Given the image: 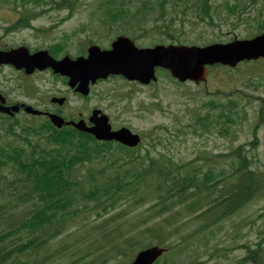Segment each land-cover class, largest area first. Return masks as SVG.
Returning <instances> with one entry per match:
<instances>
[{"label":"trees","instance_id":"trees-1","mask_svg":"<svg viewBox=\"0 0 264 264\" xmlns=\"http://www.w3.org/2000/svg\"><path fill=\"white\" fill-rule=\"evenodd\" d=\"M34 1L50 5V9H68L70 12L76 4L74 0ZM170 1L176 11L171 17L165 13L167 3ZM210 1L135 0V3L130 1L129 7H122L110 17L146 19L150 16L151 22L148 24L153 27V32L157 33L168 23L172 25L176 23L174 18L178 16L181 18L199 14V17L210 19L212 23L214 19L210 13L212 7ZM253 2V7L258 10L257 15L253 19L240 17L237 22L251 25L250 22L254 21L262 32L264 0ZM235 9L231 7L229 11L234 13ZM25 11L23 18L10 29L30 26L33 19L47 10ZM60 48L56 46L54 49L57 51ZM236 104L230 101L228 105L223 106L222 116L217 121L235 123L233 118L235 112L232 108L236 107ZM262 123L264 107L261 108L259 120L253 125L255 139L252 145L259 144L258 132ZM38 132L41 136L45 135L49 146L32 147L33 152L24 159L18 154L19 151H16L18 148L10 150L4 144L0 146V170L11 164L17 169L15 171L18 178L23 177L30 183L29 192L19 194L21 202L28 200L31 205L27 207V213L22 214L23 222L17 217L4 214V210L0 209V264L46 263L48 257L40 259L41 247L48 243L54 234L63 233L70 222L75 224L87 213L100 218L99 223L92 221L96 223L86 224L82 231L85 232L84 240H89V247H93L92 243L98 244L95 250L101 251L102 259L100 255L97 256L101 261H106L111 251L119 255L124 254L128 248L142 249L152 245L165 246L169 249L175 247V255L181 257L189 238L194 235L190 234L187 239L179 235L184 225L183 219L186 218L185 213L198 212L204 206H211L207 212L201 214L198 212L197 217L205 219L206 224L202 229H207L228 218L254 199L260 198L259 196H264V171L253 167L254 160L250 161L244 155L242 146L234 152L240 162L233 166L231 174L224 178L226 175L221 171L222 179L216 182L212 179L214 170L209 169L203 174L204 181H200L195 173H183L184 166L169 168L168 173L164 174L160 163L153 159L147 168L137 171L136 166H133L137 157L130 154L135 152L134 150L122 146L112 149L110 144L98 145L91 136L70 128L57 130L50 123H46ZM152 178L163 180L164 183H159L155 190L150 191L148 182ZM16 183L11 185L15 191ZM20 183L21 181L18 182ZM204 184L206 186L201 189ZM191 185L194 186L192 190L189 189ZM152 195H156L158 201L154 207L159 209L151 213L149 218L154 224L147 225L142 222L127 224L129 210L140 209L148 203ZM189 200L191 204L184 211H176V208ZM212 209L218 211L216 218L209 225L208 215ZM158 218L163 220L158 222L156 221ZM121 220L125 223H120ZM247 248V259L254 264H263V244L258 243L254 248L251 246ZM30 255L35 257L31 258Z\"/></svg>","mask_w":264,"mask_h":264},{"label":"rangeland","instance_id":"rangeland-1","mask_svg":"<svg viewBox=\"0 0 264 264\" xmlns=\"http://www.w3.org/2000/svg\"><path fill=\"white\" fill-rule=\"evenodd\" d=\"M97 0H79V8L74 13V15L65 22L57 24L56 28L51 29L49 33H43L45 29H49L53 24L58 22L61 18L65 17L67 14L66 10H51L47 14L41 16L38 20L33 22V26L39 30L40 33L32 30H24L19 33L12 34L9 38L5 40L7 43L15 42L18 44L29 43L34 45V47H46L51 42L61 40L63 36H69L67 51L71 55H76L78 53L77 44L78 40H83L87 35L93 37V31L99 30L100 34L104 31L100 27L98 22L99 11L96 9ZM226 0H214L216 13L221 14L224 10V2ZM7 5H4L0 9V37L3 38L4 27L7 24V20H13L17 17L18 13L14 9L15 6L19 5V2L10 0ZM27 3L25 6L29 9H36L40 5ZM42 6V5H41ZM24 10V9H23ZM22 11V9L20 10ZM251 10L249 11V13ZM235 20L229 19L227 21L218 23V28L203 26L200 29L191 31L186 28V31L181 34L182 38L185 40L184 44L191 45L195 42V45L203 46L206 42L217 41V42H228L234 38H248L253 34L254 31L249 26L245 24L233 25ZM87 27L88 30L84 32H78L80 28ZM37 34V37L35 36ZM150 40L144 41L145 44ZM83 48V44L79 46V49ZM264 63H259L257 66L249 67L247 69L248 73H259V75H243L239 72H232V76L225 80L223 72L215 71L211 75L208 87L197 88L192 87L191 92L196 93L193 98L181 97V93L177 89L170 88L167 91V95L162 96L164 105L170 108L171 111L167 114L172 119L175 118L174 113L178 114V118L181 117L180 110L178 108H184V104H199L200 100H209L210 97L218 98L216 91L219 89H224L228 94H239L242 95L244 100H242L239 105L247 110V114L240 115L241 121H237L234 124V129L231 137L229 139L220 138L215 133L208 134L205 138H198L192 135L188 136L185 141L179 143V150L173 151L172 154L187 163V161L193 160L199 150H204L210 155L221 153H229L233 148H236L242 143L253 141V135L251 132V124L253 120L258 118V111L261 104L264 105ZM236 75H233V74ZM255 80L259 85L257 87L248 86V82ZM163 83H167L166 80ZM58 87H60L58 85ZM186 90V88H182ZM106 90L110 92V95L100 98H92L90 105L93 106L96 103H100L102 106L107 108V111L112 114L113 117H117V120L121 124L131 126L137 130H147L150 126L163 122H169V119L159 118V113H135V111L124 113L120 112L122 106L120 101L117 100L118 96L115 91L119 94H123V83L121 81L113 82L106 86ZM180 90V89H179ZM189 90V89H187ZM145 101L149 100V97L142 95L138 97ZM137 99V100H138ZM79 106L84 108L85 101L73 97L72 99ZM134 101V104L137 103ZM151 100V99H150ZM220 102H225V99H218ZM250 102V105L246 103ZM74 103V102H73ZM109 105V106H108ZM139 106V104H138ZM185 118H190L188 115ZM185 123H187L185 121ZM259 145L249 152L250 156H254L255 167L261 172L264 171V125L259 132ZM231 141V142H230ZM250 148V147H248ZM220 163L224 162L225 159L217 160ZM219 166V163H218ZM228 168V164H224ZM155 201L150 198L149 203L137 210H129V215L127 216L128 223L130 222H142V224L151 225L154 221H149L151 213L158 210L156 207H150ZM185 209V208H184ZM167 214V213H166ZM96 219L93 215L91 218L88 215L81 218L76 222V224L69 223L68 229L58 236L55 234L50 237L48 247L42 251L40 259L48 257L50 262L53 264H87L90 258L84 256L86 253L82 250H87L84 242V233L80 230L86 221H92ZM161 219H158V222ZM200 223L198 221H191L188 225L181 227L180 233L185 236H189L193 231L199 228ZM70 231V232H68ZM264 237V196L253 200L247 207L242 211L235 214L231 218L217 224L216 226L204 231L198 236H194L193 245L188 247L187 255L188 259H184V256L178 260V264H191L192 262L202 264H238V261L245 256V252L237 247H241L245 244H250L252 246L256 245ZM81 238L79 244L76 242ZM63 250V251H62ZM218 250L220 257L214 256V251ZM64 252V253H62ZM87 252V251H86ZM214 253V254H213ZM214 256V257H213ZM226 256H228L226 258ZM31 258L35 256L30 255ZM71 257V260H70ZM83 257V258H82ZM92 258V257H91ZM48 259V260H49ZM79 259V261L77 260ZM213 259V260H212ZM48 262V261H47ZM46 262V263H47ZM124 258L118 257L111 260L107 264H124ZM177 263V262H176Z\"/></svg>","mask_w":264,"mask_h":264},{"label":"water","instance_id":"water-1","mask_svg":"<svg viewBox=\"0 0 264 264\" xmlns=\"http://www.w3.org/2000/svg\"><path fill=\"white\" fill-rule=\"evenodd\" d=\"M129 47H119L116 54L112 56H100V62L104 67V70L112 69L114 73H120V70H124L130 79H140L146 82L152 75L153 68L155 66H163L169 68L175 75L182 79L193 78L203 79L205 64L214 63H233V61H239L244 58H258L264 56V36L258 37L250 42H241L231 44L229 46H212L206 49H186V48H158L155 51L150 52H131ZM26 53V54H25ZM47 53H40L35 60H30L28 56V50L23 48L18 54L10 55L0 53V61H9L13 63V59H18L21 63L26 65H39L45 67L46 61H40V55H46ZM1 55L7 57L3 58ZM27 55V56H26ZM62 64L66 65V61ZM97 63L85 68L81 71L84 75L90 74L97 67ZM120 66V68H119ZM68 72L73 77H78L83 81L84 76L75 73ZM53 122L61 127L63 120L52 117ZM81 130L88 131L94 134L98 139H112L113 137L120 139L118 134H111L109 128L105 123H100L92 129H83L81 125H76ZM129 145H134V141L127 142ZM162 251L158 249H152L143 252L139 255L137 261L134 264H152L157 257L161 255Z\"/></svg>","mask_w":264,"mask_h":264},{"label":"flooded vegetation","instance_id":"flooded-vegetation-1","mask_svg":"<svg viewBox=\"0 0 264 264\" xmlns=\"http://www.w3.org/2000/svg\"><path fill=\"white\" fill-rule=\"evenodd\" d=\"M7 105H11L9 102H7Z\"/></svg>","mask_w":264,"mask_h":264}]
</instances>
